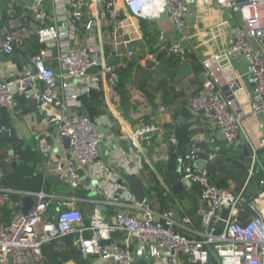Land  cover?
Listing matches in <instances>:
<instances>
[{"label":"built area","instance_id":"built-area-1","mask_svg":"<svg viewBox=\"0 0 264 264\" xmlns=\"http://www.w3.org/2000/svg\"><path fill=\"white\" fill-rule=\"evenodd\" d=\"M22 1L26 3L32 24L20 25L19 19L9 12L12 18L0 27V52L10 56L24 51L28 41L36 37L41 47L32 57L36 74L28 71L21 79L8 80L0 72V108L12 112L16 97L24 95L39 105L56 109L57 138H68L69 148L65 159L56 162L49 159L46 177L50 173L56 174L74 192H97L106 198L105 206H119L122 198L133 201L132 194L119 181L125 175L141 178L144 169L141 140L145 134L157 133L159 129L155 125H145L131 132L123 138L130 148L112 151L113 160L108 165L101 162L100 151L105 136L97 130L98 124L84 113L82 102L84 97L99 89L100 78L87 71L97 67L98 73L105 76L110 85L116 83L118 74L106 60L103 44L92 33L104 24L117 41L125 18L151 22L169 16L180 38L167 40L161 33L159 41L167 45L172 57L186 63L188 52L183 41L188 35L186 28L192 5H216L240 14L242 25L230 30L225 48L201 61L204 82L201 91L190 99V107L193 113L210 121L225 142L234 144L245 137L251 149L250 167L243 188L238 191L223 188L213 176L196 166L205 158L215 163L221 156V146L214 139L209 140L208 145L189 146L182 158L181 181L199 184L205 208L201 228L190 230L192 236L189 237L178 227L189 229L193 224L191 216L177 223L173 212L158 214L149 209L147 198L138 203L142 213L119 211L112 220L104 217L96 205L87 225L77 204L98 202L86 196L64 198V208L53 215V204L58 196L45 190H20L6 185L5 180L13 172L18 156L2 157L0 264H42L47 245L73 234L81 236L76 242L78 250L86 257H98L103 264H134L143 258H149L152 264H178L182 255L188 256L192 264H208L211 258L216 259V264H264V209L257 207L260 199H264V180L258 194L250 201L247 189L261 168L256 149L244 128L245 115L264 117V55L257 46L264 40V0H122L121 7L117 0H51L52 15L45 8L46 0ZM82 31L88 38L78 42ZM237 55L247 64V77L252 85L245 115L232 112L236 106L235 94L225 97L223 89L218 87L224 64H229ZM49 59L59 60L62 71L57 73L49 66ZM235 84H229V88ZM165 111V108L161 109V112ZM171 141L179 147L177 137H172ZM259 143L264 147V137ZM14 147L8 144L0 149V153L10 149L12 152ZM42 148L50 152L49 145ZM93 176L96 181H92ZM28 197L35 202L33 208L27 215L16 213L14 207ZM5 209L10 211L7 219L3 214ZM224 209L228 210V215L218 236L215 231ZM247 211H251L253 217L244 220L242 215ZM84 232H89V236L84 237ZM116 233L135 238L138 248L131 251L113 240Z\"/></svg>","mask_w":264,"mask_h":264},{"label":"crops","instance_id":"crops-1","mask_svg":"<svg viewBox=\"0 0 264 264\" xmlns=\"http://www.w3.org/2000/svg\"><path fill=\"white\" fill-rule=\"evenodd\" d=\"M117 1L121 7L122 0ZM25 5L26 3L22 0L21 2L0 0V18H2L0 27L4 21H9L12 18L8 15L9 12L14 18L19 19L20 25L32 24L31 16L25 9ZM45 8L52 15L51 0L45 1ZM165 17L151 22H144L134 17L125 18L118 38L120 41H115L104 24L103 27L92 33L97 41L103 44L106 60L115 67L118 78L114 85H110L105 76L97 73L100 78L99 89L84 97L82 102L85 114L98 124L97 130L105 136L101 145L100 160L107 165L113 160L112 151L118 148L125 150L130 148L129 142L123 138L131 132L145 125L158 127L159 131L148 139L147 147L143 146L144 139L141 140L144 169L140 180L149 201V209L158 214L169 211L174 214L175 206H179L182 219L186 216L193 218V224L189 226V229L184 230L178 227L179 230L191 237L190 230L199 229L195 224V217L203 210L200 198L201 189L199 186H190L181 194H173L166 180L164 169L168 165L172 153L171 147L175 149L183 147L181 144L176 147L171 138L177 137L179 133H189L188 148L196 143L208 145V141L214 139L222 148L221 156L218 159L221 163L217 165L234 163L245 171L250 167L251 153L247 157L244 154V148H249L246 138L242 136L234 144L225 142L210 121L203 115L193 113L190 107V99L201 91L204 82V67L201 61L221 52L226 46L230 30L242 25V20L239 13H233L230 9H221L216 5L203 7L192 5L186 28L188 35L184 39L183 45L188 52L186 63H191L193 67V76L177 81L176 71L167 62L162 61L156 62L155 65H148L149 61L155 62L158 54L163 50L168 51L167 45L159 41L161 33L166 35L167 40L180 38L173 21ZM87 38L88 34L82 31L77 41L83 42ZM257 46L264 55V40L260 41ZM129 47H133V52L129 51ZM40 48L37 38H31L24 51L13 54L16 55L15 59L10 62H0V72L8 80L21 79L28 71H31L32 57L38 53ZM1 59L0 55V61ZM166 59L177 60L169 54V51ZM48 61V65L54 68L57 73L62 71L59 60L49 59ZM219 78L220 85L218 87L223 89L224 96L227 97L230 94L236 96V106L232 108V112L237 115H245L248 112L247 105L252 94V85L248 80L247 64L243 58L237 55L230 60L229 64H224ZM234 82L235 86L229 88V84L234 85ZM162 108L166 109L165 113L161 112ZM3 110L6 112V116L1 115L0 111V129L2 136L7 138L4 147L8 144L15 145V147L12 152L10 149L5 153H0V161L2 157L17 155L16 162H18L21 159V150L26 151L27 156L34 155L32 159L36 160V163H31L30 166L35 170V175L40 174L43 178V186L38 191L45 190L58 196L53 204V215L64 208L62 205L65 201L64 198L83 196L98 202L97 204L93 202L77 204L83 211L86 225L96 205L108 220H112L119 211L130 214L142 213L134 197L133 201L122 198L119 206H105L103 203L106 198L97 192H74L63 184L56 174L50 173L51 175L46 177L49 159L52 158L55 162L63 160L68 150L64 139L57 138L56 109L39 105L24 95H18L13 111ZM245 117L244 128L256 149L258 166L261 168L257 180H252L249 186L254 189L255 196L264 180V147L259 143L260 138L264 137V117L250 116L249 114ZM5 131L8 135H4ZM13 132L15 135H12ZM43 145H49L50 152L45 151L42 148ZM4 147L0 149H4ZM177 177L181 181L180 173L177 174ZM212 178L223 188L234 190L238 187L227 176L216 174ZM92 181H96L95 176ZM96 184L94 183L95 186ZM123 185L125 188H129L128 183L124 182ZM161 196L166 201H163ZM254 196L248 197V199L252 201ZM257 207L261 210L264 209V199H260ZM250 217H253L251 211L244 212L242 215L244 220ZM89 234V232H84L83 236L88 237ZM80 237L79 234H73L47 245L44 249L42 264H103L98 257H86L78 250L76 242ZM112 238L131 251L138 248V241L125 233H116ZM107 264L116 263L108 262ZM134 264H152V261L149 258H143L136 260ZM178 264H192V262L188 256L182 255Z\"/></svg>","mask_w":264,"mask_h":264},{"label":"water","instance_id":"water-1","mask_svg":"<svg viewBox=\"0 0 264 264\" xmlns=\"http://www.w3.org/2000/svg\"><path fill=\"white\" fill-rule=\"evenodd\" d=\"M18 1L21 2V0H18ZM243 1H247V0H238V2H243ZM165 18H169V16H166ZM127 40H129V38H127ZM129 51L133 52V47H129ZM0 55L2 56V59L0 62H10L16 57V55L5 56L1 52H0ZM167 56H168V51L165 49L161 53L158 54L155 62L149 61L148 65H155L156 62H162V61L167 62L170 65V67L176 71L177 81H182L187 77L193 76V67L191 63H182L174 59H166ZM30 70H31L30 72L32 73V75L36 74L35 69L32 65L30 66ZM98 72H99V69L97 67H92L91 69L87 71L88 74H97ZM181 121H183V119H181ZM153 134L155 133H148L143 136V139H144L143 146L144 147H147L148 139ZM4 135H8L7 131L4 132ZM12 135H15V133L13 132ZM64 143H65L66 148L68 149L69 139L64 138ZM170 145L172 144L170 143ZM187 151L188 149L187 150L183 148L175 149L174 147H171L172 153L170 154L168 165L164 169L166 180L169 183L174 195L183 193L190 186H194V187L199 186V184L195 182L194 183L189 182V181L181 182L179 181L177 177V174L182 171V158L185 156V153ZM249 153H251V149H249L248 147H245L244 154L246 155V157L249 156ZM196 166L199 169L208 172L210 176H213L216 174L227 176L231 178L235 182V184L240 188H243L247 181V172L239 168L234 163H225V164L217 165L216 163H211L208 158H205V159L199 160L196 163ZM124 182L128 183L129 185L128 190L138 203H142L145 200V198H147L140 179L125 175L119 181V184L123 185ZM254 193L255 191L252 187H249L247 189V193H246L247 197L249 198L253 197ZM34 203L35 202L32 198L30 197L25 198L23 199V202L19 206L14 207V210L16 213L20 212L23 215H27L29 211L33 208ZM174 212H175L174 213L175 220L178 222H181L182 216H181L179 206H175ZM204 212H205V208H203L201 213L195 217L194 221L198 228H201ZM227 215H228V210L224 209L221 213L219 221L217 222V229L215 231V235L219 236L221 234L222 229L224 228V225H225V219ZM216 262L217 261L215 258H211L208 264H216Z\"/></svg>","mask_w":264,"mask_h":264},{"label":"trees","instance_id":"trees-1","mask_svg":"<svg viewBox=\"0 0 264 264\" xmlns=\"http://www.w3.org/2000/svg\"><path fill=\"white\" fill-rule=\"evenodd\" d=\"M199 69V68H198ZM0 111L2 112L1 115L6 116V112L3 110V108H0ZM83 111H84V106H83ZM85 113V112H84ZM180 134V135H179ZM177 138L180 140V144L182 145L183 148L186 150L188 149V146L190 142L189 141V133H179ZM183 134V135H182ZM7 141V138L2 136L0 133V148H3L5 146V142ZM7 143V142H6ZM26 151H20L21 154V159L14 164V169L13 172L8 175V177L5 180V184L20 190H40L43 186V178L42 175L38 174L35 175V170L30 166L31 163L35 164L36 160H33L32 156H27ZM216 164L221 163L220 160L215 162ZM257 174L253 180H257L258 178ZM240 187H236V191L240 190ZM163 201H166V199L163 198V196L160 197ZM3 214L5 218H8L10 215L9 210H4Z\"/></svg>","mask_w":264,"mask_h":264}]
</instances>
